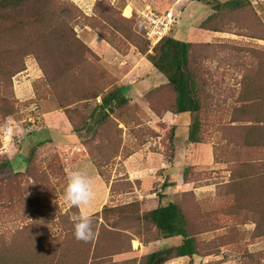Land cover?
Wrapping results in <instances>:
<instances>
[{
  "label": "rangeland",
  "instance_id": "374dc122",
  "mask_svg": "<svg viewBox=\"0 0 264 264\" xmlns=\"http://www.w3.org/2000/svg\"><path fill=\"white\" fill-rule=\"evenodd\" d=\"M71 1L82 10V15L74 19V31L89 47L88 33L102 39L98 34L103 27L101 15L111 14L112 22L118 23L121 29L124 23L121 12L129 4L139 46L135 48L131 39L121 38V33L115 28L107 30L106 37L112 43L101 40L103 42L96 50L91 47L97 55V58H91V68L72 80L59 82L54 89L45 82L35 57L27 56L24 69L12 77L14 111L0 121V161L9 158L13 171L23 173L18 180L21 188L28 182L34 184V177L44 179L38 182L45 183L50 194L55 196L57 216L73 213L63 200L69 172L81 170L93 178L96 199L89 212L96 228L100 223L105 227L97 264H146L147 256L153 252L159 253V261L155 264H187L189 258L165 253L180 243V236L160 237L150 221L136 218L134 212L138 208L141 215L158 205L180 202L183 198L189 201L186 207L194 221L197 247L209 253L205 256L194 254L191 258L193 264H264V236L254 237L253 223H242L233 214L221 211L227 202L221 190L226 188L232 167L220 160L227 156L251 159L264 153L262 149L252 151L235 143L241 122L233 121L244 118L234 110L239 103L243 83L249 79L264 80V72L254 74L253 69V76L242 72L243 66L250 64L247 62L253 55L250 49L264 48V39L248 36L264 37V0H241L248 4L241 9H232V0ZM97 1L102 3L93 6ZM224 3L226 6L222 10H215V6H223ZM145 4L160 10L172 8L175 25L170 37L193 43L191 54L204 58L199 81L204 83L205 94L212 92L215 97L202 98L211 107L198 116L202 125L199 132L202 140L199 142L187 140V125L191 124L193 115L186 111L177 118L171 85L163 84L166 77L151 66L145 54L139 52L146 48L147 43L139 18V11ZM219 12L222 14H218L210 24L221 26L223 31L201 27L207 17ZM147 48V52H151L152 48ZM131 68L134 71L127 75ZM100 70H105L106 84L114 82L107 88H112L115 81L123 85V96L131 101L129 113L133 121L125 126L118 118L121 116L120 108L110 113L117 127L114 122L104 125L101 130L97 126L91 130L82 127L79 112L89 113L92 106L101 102L99 95L69 106L70 115L81 126L80 130H75L64 109L59 107V99L70 100L69 93L76 96L85 94L79 95L75 91L77 88L89 90L86 87L89 86L88 76L91 71L93 77ZM263 80L260 84L264 83ZM98 85L102 86L100 80ZM62 91L67 94L62 95ZM262 98L256 102L260 103ZM261 107L264 110V103ZM154 109L162 115L155 114ZM249 115L254 116L253 112ZM136 121L139 125L134 127ZM224 124L234 128L221 129L222 139L219 130ZM95 130H100V134L96 135ZM31 147L35 148L34 155L27 161L24 154ZM217 159L220 161H215ZM2 189L0 187V201L4 200ZM14 191L18 192L17 189ZM130 202L138 204L137 207L125 208L133 212L131 225L121 215V226H113L110 222L118 219L119 215L111 211L102 213L104 205L126 206ZM25 213L20 204L7 209L0 207V232L14 235L10 231L26 222L28 215ZM57 219L55 217L48 224L54 234L61 230ZM126 233L133 238L129 248L126 244L120 248L119 243L122 245L127 239L123 235Z\"/></svg>",
  "mask_w": 264,
  "mask_h": 264
},
{
  "label": "trees",
  "instance_id": "16d2710c",
  "mask_svg": "<svg viewBox=\"0 0 264 264\" xmlns=\"http://www.w3.org/2000/svg\"><path fill=\"white\" fill-rule=\"evenodd\" d=\"M101 3L102 1H97L93 6L97 7ZM230 5L232 9H241L248 4L245 1L232 0ZM225 6L226 3L214 8L222 10ZM79 14L82 15V10L71 0H0V121L14 111L12 77L24 69L27 56L35 57L43 71L45 82L53 89L58 86L59 82H63L65 79L72 80L78 74H85L91 68L89 65L91 58H97V55L74 31V19ZM97 14L102 13L97 12ZM218 14L222 13L207 17L201 23V27L213 31H223L224 28L221 26L210 24V21ZM101 16L103 27L101 33L98 34L103 40L111 44L110 39L106 37V31L115 28L121 33V38L131 39L133 42L131 45L138 48V36L132 27L134 24L133 14L130 17L121 14V21L124 22L121 24V29L118 27V23L112 22L111 14H102ZM140 23L142 26L141 19ZM142 31L144 32L143 26ZM169 34L153 46L151 52H147L149 41L146 39V48L139 52L145 54L152 66L166 77L167 81L163 84L171 85L175 95L174 113L180 114L187 111L193 115L192 122L188 125L187 140L199 142L202 140L199 137L202 125L198 116L202 111L211 107V104L204 103L202 98L213 99L215 94L212 92L205 94L207 91L203 89L204 83L199 81L200 75L203 74V56L191 54L193 43L170 37ZM248 36L264 39L256 34ZM250 51L253 52L252 58L247 61L250 66H243L242 72L244 75L247 74L246 76L263 73L264 48H252ZM253 69L254 74L251 73ZM104 71H97L93 77L91 71L87 80L89 86H86L89 90L81 91L80 88H77L75 91L79 95L89 93L88 95L76 96L69 93L70 100L59 99V107L64 109L66 117L75 130H80L81 126L88 127L90 130L97 126L101 130L109 122H114L117 127V123L110 117V113L114 109L120 108L121 116L118 118L122 123L126 126L133 121V116L129 113L131 101L123 96L124 87L116 84L115 81L112 88H107L113 81L106 84ZM97 77L102 86L98 85ZM252 80L249 79L248 82L243 83L244 86L241 88L238 99L239 103L234 109L239 116H244L242 119L233 120L241 122L238 127L240 132L237 131L238 140L235 143L251 148L252 151L260 149L264 151V117H262L264 110L261 107L264 103V83L260 84L263 78L260 81ZM95 84L96 87H94ZM66 94V91H62V95ZM99 95L101 102L92 106L89 113L84 114L78 111L81 116L79 122L82 123L81 126H78L68 111L69 106L79 100H87L89 97L95 99ZM260 97L262 98L261 102H256V100H260ZM253 108H255L254 111ZM152 111L155 114L158 113L157 115H162L158 109L157 112L155 109ZM251 112L254 116L249 115ZM251 117H255V119H251ZM138 122H134V127L139 125ZM231 126L229 124L222 125L219 130L222 139L224 137L221 129L234 128ZM100 130H95L96 135L100 134ZM229 142L232 143L231 140ZM34 150V147L27 149L24 154L27 161L32 160ZM220 160L232 167L228 184L226 183V188L221 190V194L227 201L222 205L221 211L233 214L242 223H253L254 237L264 236V153L251 159L227 156ZM22 176L23 173L13 171L9 158L0 161V187H3L4 191V200L0 201V207L7 209L20 204L27 212L25 215H28L26 222L21 227L10 231L14 235L0 232V264H97L100 260L97 254L100 250V242L104 240L102 238L104 223L98 224L97 228L94 223L96 232L94 240L89 243L78 242L74 238V229L69 222L70 215L57 216L55 196L50 194L45 183L38 182L44 179L34 177L32 180L34 184L28 182L26 187L21 188L18 180ZM15 189L18 192H15ZM190 192L186 191L185 193ZM188 202L183 198L180 202L158 205L141 215L138 208L134 212L136 218L140 217L150 221L156 227L160 237L180 236V243L165 253L189 258L187 264H193L191 258L194 254L205 256L209 253L197 247L194 221L189 217L192 215L190 212L188 214L186 207ZM131 205L137 207L138 204L130 202L126 206L116 207L104 205L102 213L111 211L119 215L118 219L110 223L113 226H121V215L128 223L133 219L131 209H125ZM70 210L75 212V208ZM55 217L61 223V230L54 234L50 231L48 224ZM105 219L103 215L104 222ZM116 234L121 235V233ZM123 235L127 239L123 241L122 245L119 243L120 248L124 244L128 247L133 238L129 237L127 233ZM158 254V252H153L148 255L145 263L155 264Z\"/></svg>",
  "mask_w": 264,
  "mask_h": 264
},
{
  "label": "clouds",
  "instance_id": "9594fccd",
  "mask_svg": "<svg viewBox=\"0 0 264 264\" xmlns=\"http://www.w3.org/2000/svg\"><path fill=\"white\" fill-rule=\"evenodd\" d=\"M96 199L93 178L85 171L69 172L63 193V200L68 209L76 208L69 216L73 226V235L78 242L89 243L96 237L94 222L89 209Z\"/></svg>",
  "mask_w": 264,
  "mask_h": 264
},
{
  "label": "built area",
  "instance_id": "2783aa9c",
  "mask_svg": "<svg viewBox=\"0 0 264 264\" xmlns=\"http://www.w3.org/2000/svg\"><path fill=\"white\" fill-rule=\"evenodd\" d=\"M139 18L151 48L167 36L175 25L172 8L160 10L151 4H145L139 11Z\"/></svg>",
  "mask_w": 264,
  "mask_h": 264
},
{
  "label": "crops",
  "instance_id": "0c3cea01",
  "mask_svg": "<svg viewBox=\"0 0 264 264\" xmlns=\"http://www.w3.org/2000/svg\"><path fill=\"white\" fill-rule=\"evenodd\" d=\"M131 6L129 5V4H127L126 6H124V8H123V10H122V15L123 16H125V17H130L132 14H130V12H131V8H130ZM127 8H129V15H126L125 14V9H127ZM88 36H89V45L93 48V49H95L96 50V47L98 46V45H100V42H103V41H101V40H103V39H101L98 35H92L91 33H88ZM88 41V40H87ZM105 41V40H104ZM106 42V41H105ZM88 43V42H87ZM94 44H96L95 46H93ZM150 63V62H149ZM151 64V63H150ZM151 66H152V64H151ZM153 67V66H152ZM154 68V67H153ZM155 69V68H154ZM156 70V69H155ZM134 71V68H131L128 72H127V75H129L130 73H132ZM157 71V70H156ZM157 72H159V71H157ZM159 73H161V72H159ZM162 74V73H161ZM163 75V74H162ZM164 76V75H163ZM165 77V76H164ZM121 86H123L122 84H120ZM181 114V113H180ZM180 114H176V116H177V118H179V115ZM191 115V114H190ZM188 125H189V123H188ZM187 125V126H188ZM187 135H188V132H187Z\"/></svg>",
  "mask_w": 264,
  "mask_h": 264
},
{
  "label": "bare ground",
  "instance_id": "6f19581e",
  "mask_svg": "<svg viewBox=\"0 0 264 264\" xmlns=\"http://www.w3.org/2000/svg\"><path fill=\"white\" fill-rule=\"evenodd\" d=\"M125 14L129 15V8L125 9Z\"/></svg>",
  "mask_w": 264,
  "mask_h": 264
},
{
  "label": "water",
  "instance_id": "95a60500",
  "mask_svg": "<svg viewBox=\"0 0 264 264\" xmlns=\"http://www.w3.org/2000/svg\"><path fill=\"white\" fill-rule=\"evenodd\" d=\"M159 260H157V262H158Z\"/></svg>",
  "mask_w": 264,
  "mask_h": 264
}]
</instances>
